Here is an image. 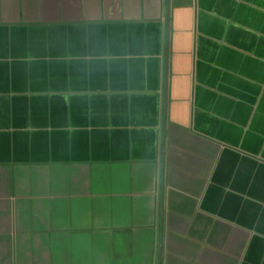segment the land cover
<instances>
[{"label":"crops","instance_id":"obj_1","mask_svg":"<svg viewBox=\"0 0 264 264\" xmlns=\"http://www.w3.org/2000/svg\"><path fill=\"white\" fill-rule=\"evenodd\" d=\"M158 262L264 264V0H0V264Z\"/></svg>","mask_w":264,"mask_h":264},{"label":"water","instance_id":"obj_2","mask_svg":"<svg viewBox=\"0 0 264 264\" xmlns=\"http://www.w3.org/2000/svg\"><path fill=\"white\" fill-rule=\"evenodd\" d=\"M166 62H167V58H166V54H165V67H166ZM164 102H165V93H164ZM164 128H165V110H164V107H163V131H164ZM164 136V134H163ZM163 136H162V139H163ZM159 264V262H158Z\"/></svg>","mask_w":264,"mask_h":264}]
</instances>
